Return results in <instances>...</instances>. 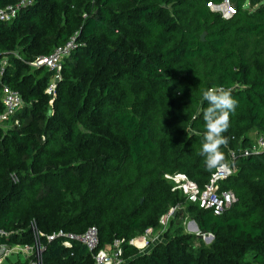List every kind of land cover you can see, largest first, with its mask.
Here are the masks:
<instances>
[{"label": "trees", "instance_id": "16d2710c", "mask_svg": "<svg viewBox=\"0 0 264 264\" xmlns=\"http://www.w3.org/2000/svg\"><path fill=\"white\" fill-rule=\"evenodd\" d=\"M223 2L29 0L0 20V114L3 87L21 98L0 122V228L29 242L31 223L43 233L95 226L99 247L123 239L125 264H264V151L234 159L222 188L236 201L220 215L164 179L181 173L203 187L214 170L200 154L203 89L222 86L237 101L224 162L251 145L250 132L264 133V0H227L228 17L210 7ZM71 37L50 96L52 72L31 62ZM183 203L213 235L208 246L171 227L182 210L148 249L128 243ZM43 263L94 264L83 245L59 241L46 244Z\"/></svg>", "mask_w": 264, "mask_h": 264}, {"label": "built area", "instance_id": "2783aa9c", "mask_svg": "<svg viewBox=\"0 0 264 264\" xmlns=\"http://www.w3.org/2000/svg\"><path fill=\"white\" fill-rule=\"evenodd\" d=\"M28 2L29 0H21L16 5H8L1 8L0 20H8L14 17L18 6ZM224 3L228 4L227 0H224ZM212 6L217 5H211L210 7ZM73 48L74 38L71 37L63 45L56 47L49 55L37 57L31 62L32 66H42L52 72V77L45 89L48 95L53 96L55 94L56 83L61 77L63 59L70 54ZM4 63L5 60L0 58V74ZM1 103L3 110L0 114V122L11 116L20 106V94L18 91L5 86L1 94ZM263 151L264 133L259 134L254 143L250 146L236 151H230L228 160L211 172L208 181L203 187H198L195 182L181 173L166 174L164 175V179L171 183L172 191L177 190L181 192L189 203L199 208L207 209L214 215H220L236 201L234 192L231 189L222 188L221 184L225 179L235 173L236 166L234 165V159L238 156L247 157L249 155L259 154ZM176 209V206L171 207L170 210L160 217L159 225L161 227L169 221ZM184 224L185 232L197 236L204 235L193 219L189 218ZM29 227L31 230L29 242H23L21 240L23 236L22 232L19 230H5L0 228V264H44V249L46 244L52 241H59L62 246L67 248L71 247L74 243L83 245L90 253L94 264L126 263V260L123 258L121 247L123 239H114L108 247H99V234L95 226H89L81 233L65 231L63 229H58L51 233H43L32 223ZM154 231L155 230L152 228H147L143 232L141 237L142 240H139L141 243L140 246L135 245V240L137 238L129 240L128 243L142 251L144 250L142 247L145 245L144 243L154 242L150 239ZM158 232L160 233V231Z\"/></svg>", "mask_w": 264, "mask_h": 264}, {"label": "clouds", "instance_id": "9594fccd", "mask_svg": "<svg viewBox=\"0 0 264 264\" xmlns=\"http://www.w3.org/2000/svg\"><path fill=\"white\" fill-rule=\"evenodd\" d=\"M200 103L206 105L197 109V115L201 116L205 129L200 154L204 166L212 170L224 163L220 147L226 143V137L222 133L229 127V114L234 112L237 101L230 89L216 86L201 90ZM195 118L194 116L193 119Z\"/></svg>", "mask_w": 264, "mask_h": 264}, {"label": "rangeland", "instance_id": "374dc122", "mask_svg": "<svg viewBox=\"0 0 264 264\" xmlns=\"http://www.w3.org/2000/svg\"><path fill=\"white\" fill-rule=\"evenodd\" d=\"M211 8L213 10H215V11H218L223 17H228L230 15V13L232 12L231 8L229 7V5L227 3H224V2L222 4H220V5L212 6ZM258 135H259V133L254 132V131L249 133V136L251 138V144L254 143V141L256 140ZM221 184H223V183H221ZM185 207H186V203H183L182 205L177 207L176 211L177 210H182L183 212H181V214L175 218V221H174L173 225L171 226L174 229H176L177 227L178 228L182 227V231L184 230L183 232H185V224H184V222L189 219V217H188L189 214H187L183 210V209H185ZM168 210H170V209H168ZM176 211L173 213V215L176 213ZM169 225H170L169 221L162 227L159 225V227L151 235L150 239H152L153 241H158V240L162 239V233L164 231H167ZM158 231H160V233ZM176 233L177 232H175L174 230L170 231V235H172V236L175 235ZM141 237H142V235H139V236H137L135 238H137L138 240L141 241L142 240ZM199 237L202 239V244L205 245V246H208L211 243V241L213 240V235L211 233H204L203 236L200 235ZM146 240H145V242H146ZM144 244L146 246L145 245L142 246L143 249H148L150 247L149 246V242L148 243H144Z\"/></svg>", "mask_w": 264, "mask_h": 264}, {"label": "bare ground", "instance_id": "6f19581e", "mask_svg": "<svg viewBox=\"0 0 264 264\" xmlns=\"http://www.w3.org/2000/svg\"><path fill=\"white\" fill-rule=\"evenodd\" d=\"M135 245H137V246H140L141 245V243L139 242L138 239L135 240Z\"/></svg>", "mask_w": 264, "mask_h": 264}, {"label": "water", "instance_id": "95a60500", "mask_svg": "<svg viewBox=\"0 0 264 264\" xmlns=\"http://www.w3.org/2000/svg\"><path fill=\"white\" fill-rule=\"evenodd\" d=\"M203 38H204V33L201 34V36H200V39H201V40H203Z\"/></svg>", "mask_w": 264, "mask_h": 264}]
</instances>
